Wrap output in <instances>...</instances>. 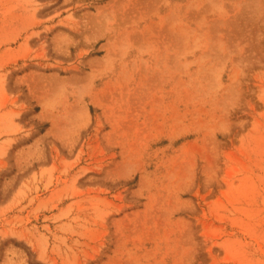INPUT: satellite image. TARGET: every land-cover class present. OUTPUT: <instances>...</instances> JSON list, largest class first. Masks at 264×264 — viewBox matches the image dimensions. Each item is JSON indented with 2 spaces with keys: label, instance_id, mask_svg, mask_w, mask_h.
<instances>
[{
  "label": "rangeland",
  "instance_id": "374dc122",
  "mask_svg": "<svg viewBox=\"0 0 264 264\" xmlns=\"http://www.w3.org/2000/svg\"><path fill=\"white\" fill-rule=\"evenodd\" d=\"M0 264H264V0H0Z\"/></svg>",
  "mask_w": 264,
  "mask_h": 264
}]
</instances>
